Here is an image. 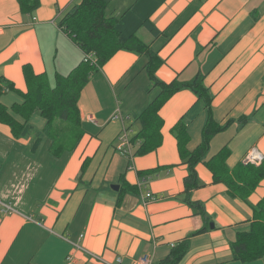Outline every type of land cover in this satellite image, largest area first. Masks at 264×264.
Returning <instances> with one entry per match:
<instances>
[{"label": "crops", "instance_id": "crops-1", "mask_svg": "<svg viewBox=\"0 0 264 264\" xmlns=\"http://www.w3.org/2000/svg\"><path fill=\"white\" fill-rule=\"evenodd\" d=\"M39 2L24 15L18 0H0V104L8 110L23 102L24 65L52 77L82 59L57 26L80 0ZM106 14L119 19L122 39L135 33L163 60L160 81L205 75L214 120L226 125L212 137L206 158L227 146L229 168L251 149L264 159V0H109ZM145 20L160 31L157 37L142 26ZM144 63L143 56L121 50L89 79L78 101L86 132L58 158L49 153V140L29 153L30 141L15 139L0 123V264H66L68 258L71 264H139L145 257L158 264L172 245L203 226L183 201L188 169L170 132L196 100L190 90L175 93L159 111L160 146L132 155L138 142L129 141L139 128L134 118L157 93L145 91ZM118 113L121 118H114ZM30 123L36 130L45 125L38 114ZM203 123L202 112L187 125L188 150L200 143ZM195 171L203 186L189 198L203 204L210 220L206 231L189 238L179 264H264V257L240 263L231 255L236 233L249 228L250 205L230 198L203 164ZM121 178L136 192L124 191L116 206ZM263 196L264 178L248 201L255 205Z\"/></svg>", "mask_w": 264, "mask_h": 264}, {"label": "trees", "instance_id": "trees-1", "mask_svg": "<svg viewBox=\"0 0 264 264\" xmlns=\"http://www.w3.org/2000/svg\"><path fill=\"white\" fill-rule=\"evenodd\" d=\"M109 0H80L58 21V28L81 50L82 59L67 74L54 72L52 77L46 73L35 74L29 65L22 68L26 91L22 94L23 102L14 104L8 110L0 104V123L10 128L12 136L17 139H28L29 153H35L43 140H49V153L60 157L66 151H72L85 134L80 120L78 101L84 86L89 79L118 51L132 52L145 58L143 69L147 75L146 92L157 90L154 98L145 109L134 119L139 128L129 143L138 142L133 156L144 155L155 150L161 144L160 129L162 120L159 111L170 97L180 90H190L196 100L171 128V134L176 139L179 158L187 165L188 173L183 180V201L190 206L194 214L201 217L203 226L188 237L171 246L166 258L158 264H179L189 247V238L207 230L210 218L206 215L204 206L199 201H191L192 190L203 185L199 183L195 166L203 164L212 175L214 184L221 183L226 187L230 198L239 199L252 209V220L246 231H238L235 240L230 244L234 261L240 263L252 262L264 257V196L255 205L248 198L259 182L264 178V159L260 165L244 164L242 161L229 168L226 161L230 155L227 146H223L214 155L206 158L212 137L224 130L226 125L218 124L212 113L213 95L210 88L204 84L205 75L198 71L190 80L180 81L177 77L165 83L156 78L157 69L163 60L157 53L151 51L149 44L140 40L135 33L122 39L118 30L119 19L106 14ZM20 12L32 15L39 7V0H18ZM146 28L155 38L160 34L150 22L143 21ZM14 89L12 85L8 87ZM15 90V89H14ZM204 113V123L201 129V141L193 150L187 149L189 135L187 125L200 113ZM38 114L44 119L45 125L36 130L30 123L32 115ZM17 118L21 119L20 122ZM87 159L82 163L80 174L83 173ZM158 169V168H156ZM156 169L143 171L139 177L150 175ZM122 185L120 197L126 190L136 192V187L120 179Z\"/></svg>", "mask_w": 264, "mask_h": 264}, {"label": "built area", "instance_id": "built-area-1", "mask_svg": "<svg viewBox=\"0 0 264 264\" xmlns=\"http://www.w3.org/2000/svg\"><path fill=\"white\" fill-rule=\"evenodd\" d=\"M114 118L116 119H120L121 115L118 113ZM87 120L90 123H95L94 117L89 115L87 116ZM124 139V138H123ZM121 149V148H120ZM125 151H127V147L124 148ZM263 160V156L261 153H259L256 149H251L246 155L245 157L242 159V163L244 164H252L255 166L260 165V163ZM146 198L154 200L152 194L150 192H147L145 195ZM117 262H120V259H117ZM66 264H71L70 259L68 258ZM139 264H150V259L145 257L144 259L139 261Z\"/></svg>", "mask_w": 264, "mask_h": 264}, {"label": "water", "instance_id": "water-1", "mask_svg": "<svg viewBox=\"0 0 264 264\" xmlns=\"http://www.w3.org/2000/svg\"><path fill=\"white\" fill-rule=\"evenodd\" d=\"M111 189H113L114 191H117V190H118V186H116V185H112V186H111ZM211 227H212V225H211Z\"/></svg>", "mask_w": 264, "mask_h": 264}, {"label": "rangeland", "instance_id": "rangeland-1", "mask_svg": "<svg viewBox=\"0 0 264 264\" xmlns=\"http://www.w3.org/2000/svg\"><path fill=\"white\" fill-rule=\"evenodd\" d=\"M113 5H114V4L112 3V4L110 5V7H113Z\"/></svg>", "mask_w": 264, "mask_h": 264}]
</instances>
